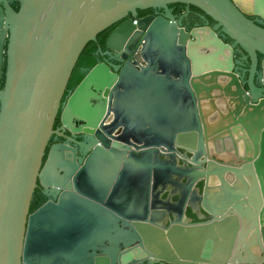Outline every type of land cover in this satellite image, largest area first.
<instances>
[{"label":"water","instance_id":"1","mask_svg":"<svg viewBox=\"0 0 264 264\" xmlns=\"http://www.w3.org/2000/svg\"><path fill=\"white\" fill-rule=\"evenodd\" d=\"M177 4L214 26L187 29ZM5 49L0 264H264V0H0V80ZM59 113L89 144L49 147ZM38 188L55 201L30 213Z\"/></svg>","mask_w":264,"mask_h":264},{"label":"flooded vegetation","instance_id":"2","mask_svg":"<svg viewBox=\"0 0 264 264\" xmlns=\"http://www.w3.org/2000/svg\"><path fill=\"white\" fill-rule=\"evenodd\" d=\"M12 7L13 6H17L19 8V4L12 2L11 3ZM181 5H174L172 7L169 6V8L173 11V14L180 20L182 19L185 27L191 28V27H199V26H204L207 24V21L210 23L211 26H214V24H212L211 19L207 18L205 19V17H203V13H201L198 9H196L195 7H187L184 6V8L180 7ZM14 9V8H13ZM164 11L161 9H149L146 11H139L137 17L135 18H139L142 19L144 17H148V16H157V15H163ZM133 16H130L128 18H126L123 22L132 19ZM122 22V23H123ZM121 25V22L117 23L116 25L112 26L111 28L107 29V30H111L110 34L108 35V37L105 39L104 41V45L103 46H99V48L97 49V55L100 57V62H101V58L102 55L108 53V50L106 49V41L109 38V36L113 33V31L115 29H117L119 26ZM105 30V31H107ZM104 36V35H103ZM227 43L232 44L233 42L230 40L226 41ZM136 43V39L134 40V43H132L131 45V49L133 50L132 56H134V53L137 52V47L134 48ZM7 44V43H6ZM111 54L114 55V58L117 61H120V58L112 52H109ZM138 53H136L135 55H137ZM130 57V56H129ZM236 60L240 63V69H241V75H245L248 76V71L251 70L252 68V61L251 59L247 58L245 56L244 53H238L236 56ZM99 62V63H100ZM114 64H120L119 62L117 63L116 61H113ZM264 64V56L258 55V71L259 74L261 75L262 73V65ZM6 69H7V56H6V49H5V55H4V62H3V68H2V77L0 80V85H1V89H3L4 84H5V79H6ZM256 83H259V79L258 77H256ZM68 91H73L71 89H68ZM68 95V92L66 93L65 97ZM60 113L57 117L56 120V124H55V131L61 133L59 135H55L54 137H52L50 143H49V147L54 146V145H65V146H69V147H73V148H77L78 144H89V137L86 133H85V126L82 123H77L75 125V132L72 131H65V132H61L60 131ZM119 132H121V129L119 130ZM177 147V146H176ZM49 151V148L47 149V153ZM182 161H184L185 163H188L189 165H193L194 161L196 160L195 158V154L192 153L190 150H187L185 148L182 147H177V152L175 153ZM207 159V161H206ZM202 160H205L206 162H209V159L207 157H202ZM201 160V161H202ZM231 165H234L235 162L232 160L230 161ZM195 164V163H194ZM202 188V185H200ZM39 191V194L42 198H46V202H48L49 200L55 201L54 195L52 196H46L43 192V190L41 188L37 189ZM174 200H176V198H174ZM45 202V203H46ZM44 203V204H45ZM39 209V208H37ZM36 209V210H37ZM36 210H34L33 212L31 211L30 208V213H34ZM186 216L189 217L190 219H192L193 222H197L198 219L196 218V216H194L191 212V210L187 209L186 211ZM141 264H148V262H143ZM160 264V263H158Z\"/></svg>","mask_w":264,"mask_h":264},{"label":"trees","instance_id":"3","mask_svg":"<svg viewBox=\"0 0 264 264\" xmlns=\"http://www.w3.org/2000/svg\"><path fill=\"white\" fill-rule=\"evenodd\" d=\"M172 6L174 5H171L170 7ZM180 7L184 8V5H181ZM13 8L15 11H19V8L17 6H13ZM211 22L212 24H214L212 20ZM111 30L112 29L102 32L97 37V42H90L87 44L74 69V72L68 85V89L74 90L85 78L88 72L100 62V57L97 55V49L99 48V46L104 45V41L110 34ZM46 200V198H42L40 196L39 191L36 189L32 199L31 211L33 212L37 208H40L46 202Z\"/></svg>","mask_w":264,"mask_h":264},{"label":"built area","instance_id":"4","mask_svg":"<svg viewBox=\"0 0 264 264\" xmlns=\"http://www.w3.org/2000/svg\"><path fill=\"white\" fill-rule=\"evenodd\" d=\"M135 24L137 23V21L134 22Z\"/></svg>","mask_w":264,"mask_h":264}]
</instances>
